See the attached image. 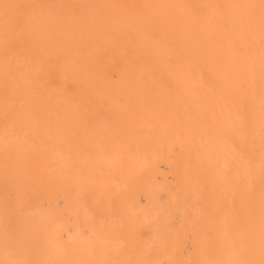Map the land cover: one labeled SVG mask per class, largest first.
Here are the masks:
<instances>
[{"label":"bare ground","instance_id":"obj_1","mask_svg":"<svg viewBox=\"0 0 264 264\" xmlns=\"http://www.w3.org/2000/svg\"><path fill=\"white\" fill-rule=\"evenodd\" d=\"M0 264H264V0H0Z\"/></svg>","mask_w":264,"mask_h":264}]
</instances>
